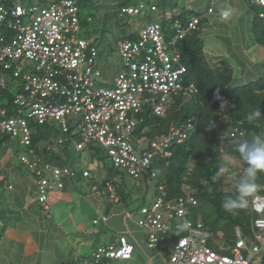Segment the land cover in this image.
<instances>
[{"label": "built area", "instance_id": "1", "mask_svg": "<svg viewBox=\"0 0 264 264\" xmlns=\"http://www.w3.org/2000/svg\"><path fill=\"white\" fill-rule=\"evenodd\" d=\"M250 1L260 9L258 16L264 20V0ZM146 11L157 12L158 7L140 2L121 8V14L131 17ZM30 12L36 15L32 16V23L24 24L22 18L26 17L27 9L21 0H0V90L15 89L13 105L17 111L11 114L0 104V132L30 148L35 127L54 121L65 137L57 138L53 144L42 141L40 149L55 150L72 140L75 151L80 152L89 143H98L108 152L114 168L125 171L137 182L143 178L156 180L158 173L152 167L153 161L161 156L169 157L173 143L180 144L189 138L195 118L171 126L165 137L149 140V149L145 150L146 137L137 139L135 144L132 141L139 123L136 117L144 106H150L152 114L164 117L175 97L187 100L198 93L195 83L186 79L188 69L181 62L177 44L190 32L198 30L200 17H192L184 23L177 15L168 30L173 32L168 41L162 25L156 21L143 26L135 39L121 41L122 70L114 77L113 87L105 88L95 82V78L102 76L98 67L99 48L96 40L81 34L77 1L46 0V5L34 6ZM212 12L210 8L209 13ZM23 63L33 64V70L24 71ZM72 116L82 119L78 125L80 140L69 134ZM238 132L236 129L232 136ZM20 160L34 173L32 181L38 190V201L45 209H48V194L63 190L64 178L73 179L76 175L68 167L47 162L34 151L22 154ZM83 176L89 177L90 172L84 171ZM152 186L154 199L150 205L140 208L136 223L148 233V248L160 252H163L167 233L171 229L181 231L166 264L261 263L263 195L251 193L247 197L253 215L252 238L246 241L237 227L235 244L221 245L220 250H228V253H220L209 245L212 234L201 216L190 217L191 208L196 207L198 201L189 186H184L182 196L169 199L163 194V186ZM8 188L11 190L12 186ZM106 189L114 194L111 183L106 184ZM92 190L102 192L98 185ZM94 224H98V220H94ZM184 224L188 227H182ZM135 250V244L120 235L115 243L97 246L91 263L129 261Z\"/></svg>", "mask_w": 264, "mask_h": 264}, {"label": "trees", "instance_id": "2", "mask_svg": "<svg viewBox=\"0 0 264 264\" xmlns=\"http://www.w3.org/2000/svg\"><path fill=\"white\" fill-rule=\"evenodd\" d=\"M122 7L123 5L120 7V13ZM183 16L184 19L186 15L183 14ZM200 25L201 21L199 27ZM253 31L258 43L264 46V20L258 16L253 20ZM205 47L206 44L201 37L199 28L178 42L177 48L181 62L188 69L186 79L195 83L198 93L192 99L187 100L175 97L172 107L164 117L152 114L150 109L142 117L141 111L139 123L133 136L135 142L142 137H146L148 141L157 136L165 137L171 126H179L184 124L187 119L195 118L194 129L189 138L180 144L173 143L169 148L171 152L169 157L161 156L153 161L152 167L158 173L157 179L153 182L147 178L145 180L155 187L163 186V194L166 199L182 196L184 186H189L198 201V205L191 208L190 217L201 216L214 238L213 241L212 238L210 239L209 245L220 253H228V250H220V246H233L237 239L235 229L239 227L242 232L244 226L251 227L253 219L247 198L245 206L235 213L225 212L221 205L225 197L237 194L236 184L247 166L239 159L236 146L242 140L249 139L253 135L264 136V72L254 81L235 85L236 79L233 70L228 66L221 68L211 66L206 59ZM13 98L14 95L10 89L0 90L1 106L7 108L11 114H16ZM225 101L227 104L222 108L221 105ZM256 109L261 110V117L255 121H249L248 113ZM54 123L56 122L48 121L36 127L33 125L35 127L33 143L28 151L40 154L51 164L67 166L69 165L66 159L68 153L75 151L74 146H71L72 140L67 142L63 148L58 147L55 150L52 148L40 149L39 147L42 141L50 142V144L55 141L40 131L41 128L49 129V126ZM54 127L57 128L55 131L57 138L64 135L58 123ZM236 129L239 132L233 137L232 134ZM72 130L74 128H71L69 134L73 139H76L75 137L79 135L72 133ZM11 140L13 138L9 134L0 132V150L7 146ZM98 147L104 149L100 144L93 142L89 143L84 151L95 155L98 152ZM219 154H230L240 164L236 166V176L230 182H227L226 174L218 173ZM119 172L127 174L123 170L114 168L109 172L107 180L103 181V188L109 195L106 184L111 183L117 191L120 201L130 206L134 190L128 189L123 180H117ZM256 184L257 188L253 193L264 196V172L258 174ZM135 212L134 209L131 213ZM127 215V218L131 216L130 213ZM220 233L222 238L219 236ZM217 238H221L220 241H223L224 245L218 242ZM128 239L130 240V237ZM130 241L132 242V240ZM261 264H264V257Z\"/></svg>", "mask_w": 264, "mask_h": 264}, {"label": "crops", "instance_id": "3", "mask_svg": "<svg viewBox=\"0 0 264 264\" xmlns=\"http://www.w3.org/2000/svg\"><path fill=\"white\" fill-rule=\"evenodd\" d=\"M248 3L247 0H173L171 2L172 20L174 23L175 17L180 15L181 21L186 23L192 17H200L201 25L199 29L206 44V57L210 54L208 62L211 66L217 68L228 66L233 72L236 71V76H239L240 79L248 80V75L254 77L253 67L259 69L260 76L264 72V46L259 44L256 36H251L248 30L250 22L252 23L255 18V14L251 11V5ZM221 4H230L236 9V13L227 19H221L218 13ZM155 5L159 10V6ZM123 6L135 5L126 4ZM210 8L213 9L212 13H209ZM183 14L186 15L184 19ZM205 16L211 19H207ZM91 20L90 17L89 22ZM244 28H246L245 31ZM245 33L247 39L244 36ZM88 34L86 33V35ZM235 36L239 37L241 41L239 46H242V52L233 59L234 66L233 63L223 65L225 60L221 54L225 52L232 56L237 54V51L234 50L235 44H238V41L233 40ZM241 37H244V39H241ZM89 38L96 40V37L90 36ZM224 46L225 48H223ZM235 66L239 67L240 70L238 71ZM244 66L248 68L247 71L242 69ZM254 80L256 79L251 81ZM71 146H74L73 141ZM88 155L94 157V154L88 153ZM64 167L75 171L68 165ZM18 170L15 171V165L11 164L9 157L0 155V264H92V255L97 246L115 243L120 235L126 236L127 227L121 224V219L116 217L119 214H116L111 221V226L114 228L112 230H116L117 227L113 223L114 220L117 221L118 219L120 229L116 231L119 233L112 236L108 243L95 245L93 239H87V236L94 231L95 227L101 225L97 214L109 215L110 210L114 209V205L125 207L124 212L129 213L127 212L128 206L120 201L115 188L114 194H109L110 206L105 207V210H103L102 202L98 200V206L93 204L96 208L94 214L88 213L91 206L87 200L90 199L87 198L89 195H86L88 192L84 190V186L85 188L89 187L90 193H93L92 187L98 185L101 189L103 181L107 180L108 174L98 184V174H94V176L92 172L85 169L83 172L89 171L90 176L84 177L82 175V178H80L79 181L84 186L77 185L78 183H74L71 178H64V188L58 192L69 193L71 195L70 199L53 206H50L47 202L48 209H45L38 201V190L31 177L24 175L21 169ZM92 176L91 180L90 177ZM141 180L138 182L133 180V185L137 186L142 182ZM9 186H12L11 190L8 188ZM32 190L36 192V195ZM101 191L102 195H99L103 197L106 191L103 187ZM7 192H10V199H4L2 196ZM131 202H133L132 199ZM92 209L94 211L93 207ZM43 211L48 213V217L51 216V220L45 219L42 214ZM54 215L60 217L58 222L52 220ZM94 220H98L99 225L94 224ZM69 221L70 223H68ZM130 240L132 239L130 238ZM222 244L224 245V243ZM263 257L264 254L261 256V262ZM155 262H157V258L155 255L150 254L145 257V260L140 258V255H134L127 262L108 261L104 264H157Z\"/></svg>", "mask_w": 264, "mask_h": 264}, {"label": "rangeland", "instance_id": "4", "mask_svg": "<svg viewBox=\"0 0 264 264\" xmlns=\"http://www.w3.org/2000/svg\"><path fill=\"white\" fill-rule=\"evenodd\" d=\"M172 1L173 0H77V4L79 7L81 34L82 36L88 38L90 36L96 37V44L99 48L98 67L102 72V76L95 78V82L98 87H105V88L113 87L114 77L120 70H122L123 67L122 66L123 61L119 51V43L126 39H135L140 29L143 26H146L147 24H150L153 21L159 22L164 30L165 39L168 41L173 37V32L167 31V29L173 27V20H172L173 16L171 12ZM248 1H249L248 4L251 5V11L255 14V17L258 16L260 9L256 7L254 4H252L250 0H247V2ZM139 2H148V3L157 4L159 6V10L157 12L146 11L144 14L135 17L123 15L120 13V7L122 5H126V4L136 5ZM21 4L23 7L27 9V15L25 18H22V22L24 24H30L32 23V16L34 17L36 15V12H30V9L33 8L34 6L42 7L46 5V0H21ZM90 17L92 18V20L89 22ZM205 17L207 19H211L208 16ZM245 29L246 28H244V31ZM248 30L251 36H255L253 31V22L252 23L250 22ZM86 33L89 34L86 35ZM244 36L246 37V33ZM241 39H244V37H241ZM233 40L238 41V44L237 45L235 44V48H234V50L237 51V54H233V56L228 55L226 52L221 54V56L224 57L225 60L223 62V65H228L233 63L234 66L235 62L233 59L239 56L238 54H241L242 52V46H239L241 45L240 44L241 41L239 40V37L235 36ZM223 48H225V46ZM209 56L210 54L208 55V57ZM208 57L206 58L209 61ZM21 66L23 67L24 71H28V72L32 71L34 68V65L29 63H23L21 64ZM235 68H237L238 71L240 70L239 67L237 66H235ZM242 69L243 70L245 69L247 71L248 68L244 66ZM258 71H259L258 68L253 67L252 72L254 73L253 75L256 78L248 75V80H244V79H240L239 76H236V71L234 70V75L236 79L234 81V84L241 85L247 83V81L258 79L260 77V73ZM10 91L13 95H15L16 91L14 88H11ZM148 109H150V106H144L141 112L142 117L145 116V113L147 112ZM139 117L140 116L137 115L136 117L137 120H139ZM81 121L82 119L80 117L72 116L69 122L70 127L74 128V130H72L73 131L72 133L79 135L75 137L77 140H80V130L78 128V125L81 123ZM54 125H56V123H54ZM54 125L51 124V126H49V129L46 128L40 129L41 133L49 136L52 141L54 140L56 141L57 138L55 132L57 128L54 127ZM61 137H65V135H62ZM133 142H135L134 136H133ZM28 149H29L28 147H24L20 145L17 140L13 139L7 146H4V148L0 150V155L2 157L3 156L9 157L11 159V164L15 165V171H19L18 169H21L24 175L30 176L32 179L33 172L30 171L25 166V164L22 163L20 160L22 154L29 152ZM143 149L145 150L149 149V141L143 143ZM66 159L69 163L68 166L76 171V175L73 177L72 180H74V183L76 184L78 183L77 185L84 186V184H82L79 180H81L80 178H82L83 170L85 169L92 172L93 175L98 174L99 178L97 183L101 179L105 178L110 171L114 170L113 163L108 155V152L105 149H101V147H98V152L94 155V157L88 155V153H86L85 151L82 152L70 151ZM239 165L240 164L237 162V166ZM92 178L93 176L90 177L91 180ZM5 179L7 178L5 177ZM117 180L119 181L123 180L127 184L128 189L132 191L134 190L133 192L134 198H132L133 202L127 208V212H129L131 216L127 218L128 215L124 212L125 207H118L114 205V209L110 210L109 215L105 216V215L97 214V216H99L100 218L101 225L98 224L99 226L95 227L94 231L87 236V239H93L95 241V245H98L100 243L102 244L108 243L109 239H111L112 236L116 235V233H119L116 230L120 229V224L118 222V219H121V224L127 227L126 235L132 239L133 243L137 247H139L137 248L134 255H140V258H142L143 260H145V257L147 255L150 254L155 255V257L157 258V262L155 263L166 264V260L173 249L174 242L177 240L178 237L182 235L181 231L171 229L167 233L166 242L163 244V252H160V250L148 249V245H147L148 233L145 229L139 228L136 221L140 216V212H138L140 207L142 205H150L152 203L154 199V188L152 184L146 182L145 178L141 180L142 182L139 183L137 186H134L133 179L127 174L122 172L117 173ZM231 180L233 179H228L227 182H230ZM13 182L16 184H20L17 181H13ZM135 187H138L139 189L137 190ZM84 190L88 192L86 195H89V197L87 198L90 199L87 200L86 198V200L90 203L91 206L88 213L94 214L96 210L95 206H98V200H101L103 205L102 208L103 210H105L104 209L105 207L110 206L111 202L109 200V195H107V193H104L105 195L101 197L100 196L102 195L101 192L98 193L92 190L93 193H90L89 187L85 188L84 186ZM32 192L36 195V192H34V190H32ZM139 193L141 194L138 195ZM2 196L4 199L11 198L10 192L4 193L2 194ZM70 197L71 195L69 193L58 192V191L50 192L48 194V204L50 206L57 205L63 201H68ZM93 204L95 206H93ZM92 207L94 208V211ZM134 209L136 212L131 213L134 211ZM42 214L44 215L45 219L51 220L50 219L51 216L48 217V213L46 211H43ZM116 214H119L116 216L118 219L117 221L114 220L113 224L115 225V227H117V229L115 228L116 230H112L114 228H112L111 226V221ZM52 220L58 222V220H60V217L58 215L57 217L54 215L52 217ZM68 223H70V221ZM90 225H92V223H90ZM242 235L246 241L250 240L252 238V228L250 226H244L242 228ZM219 236L222 238L221 233L219 234ZM221 238H217V240L218 242L223 243V241H220ZM213 240L214 238H212V241ZM224 247H229V246H224Z\"/></svg>", "mask_w": 264, "mask_h": 264}, {"label": "clouds", "instance_id": "5", "mask_svg": "<svg viewBox=\"0 0 264 264\" xmlns=\"http://www.w3.org/2000/svg\"><path fill=\"white\" fill-rule=\"evenodd\" d=\"M218 13L221 19H227L236 13V9L230 4H221ZM226 104L227 102L225 101L221 107L224 108ZM261 115V110L256 109L248 113L247 119L255 121ZM236 152L239 154V159L245 162L247 166L236 184L237 194L235 196H227L222 201L221 206L227 213H235L243 208L247 203L246 198L257 188L256 178L259 173L264 172V136L253 135L249 139L242 140L236 146ZM218 163V173L226 174L227 179H232L236 176L237 160L235 157L230 154H219ZM182 227L187 228L188 225L184 224Z\"/></svg>", "mask_w": 264, "mask_h": 264}, {"label": "bare ground", "instance_id": "6", "mask_svg": "<svg viewBox=\"0 0 264 264\" xmlns=\"http://www.w3.org/2000/svg\"><path fill=\"white\" fill-rule=\"evenodd\" d=\"M232 135H233V134H232ZM47 202H48V200H47ZM47 202H46V203H47ZM263 217H264V215H263ZM135 247H136V246H135Z\"/></svg>", "mask_w": 264, "mask_h": 264}]
</instances>
